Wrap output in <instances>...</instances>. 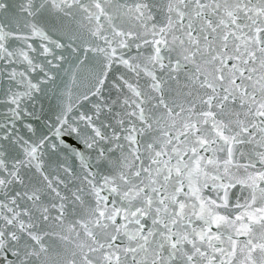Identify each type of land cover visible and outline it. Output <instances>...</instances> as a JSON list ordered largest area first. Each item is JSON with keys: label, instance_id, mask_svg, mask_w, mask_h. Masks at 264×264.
Returning <instances> with one entry per match:
<instances>
[{"label": "snow or ice", "instance_id": "snow-or-ice-1", "mask_svg": "<svg viewBox=\"0 0 264 264\" xmlns=\"http://www.w3.org/2000/svg\"><path fill=\"white\" fill-rule=\"evenodd\" d=\"M0 62V264H264V0H0Z\"/></svg>", "mask_w": 264, "mask_h": 264}, {"label": "water", "instance_id": "water-1", "mask_svg": "<svg viewBox=\"0 0 264 264\" xmlns=\"http://www.w3.org/2000/svg\"><path fill=\"white\" fill-rule=\"evenodd\" d=\"M39 40L37 39L34 46L38 47ZM69 49H64L63 54L68 55ZM61 50H57V53L60 54ZM30 55H36L34 53H30ZM37 59L42 62L43 57H37ZM74 57H69L68 61L65 62L62 66V69L58 73V77L56 80V89L58 93H64V100L65 102H69V98L71 102H76L77 98L81 96L82 93L86 92L93 82L95 74L100 70L98 64L85 62V65L81 66L80 68H76L75 65L72 63ZM18 71L25 70V64H17L16 65ZM0 68L6 72L9 66L4 65L3 62H0ZM121 71L123 69L121 68ZM73 73H75V82H73ZM31 75H35L32 73ZM8 81L5 75L0 74V102L6 100V96L4 93L7 92ZM51 86V85H50ZM23 90V89H20ZM45 117L51 115V113L47 112L48 104L45 102ZM82 110V109H81ZM76 109H74V112ZM6 112V107L3 103H0V113ZM39 114V111H38ZM34 124V126L39 127V121H30Z\"/></svg>", "mask_w": 264, "mask_h": 264}]
</instances>
